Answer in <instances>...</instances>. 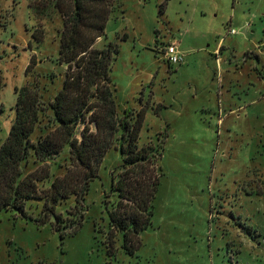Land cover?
Returning a JSON list of instances; mask_svg holds the SVG:
<instances>
[{
  "label": "rangeland",
  "instance_id": "rangeland-1",
  "mask_svg": "<svg viewBox=\"0 0 264 264\" xmlns=\"http://www.w3.org/2000/svg\"><path fill=\"white\" fill-rule=\"evenodd\" d=\"M114 1L96 46L119 49L116 103L121 115L145 110L140 145L164 143L153 225L133 254L121 236L109 252L112 175L123 159L112 148L85 197L79 232L62 239L52 223L3 212L0 264H264V0ZM60 27L57 18L36 27L28 0H0V147L16 118L17 89L40 81L47 101L61 88ZM172 43L181 65L163 58ZM67 149L56 163L66 162ZM75 205L71 197L57 212L67 216ZM42 208L29 201L26 210L37 218Z\"/></svg>",
  "mask_w": 264,
  "mask_h": 264
},
{
  "label": "trees",
  "instance_id": "trees-1",
  "mask_svg": "<svg viewBox=\"0 0 264 264\" xmlns=\"http://www.w3.org/2000/svg\"><path fill=\"white\" fill-rule=\"evenodd\" d=\"M28 2L36 27L42 26V31L46 23L55 18L60 21L57 62L67 70L61 88L47 101L40 81L16 90V118L0 147V215L14 212L36 219L39 226L52 223L62 239L77 234L83 226L90 185L99 177L106 154L116 148L123 159L112 175L115 201L109 212L108 248L114 252L121 236L122 248L133 254L140 236L153 225L155 201L164 177L159 164L164 143L140 145L144 109L137 116L129 108L122 115L118 111L111 71L119 49L112 43L96 46L106 38L115 1ZM42 31H35L38 42L45 37ZM32 66L33 62L26 72ZM1 90L0 81V94ZM36 131L41 134L34 139ZM66 148V162L56 163ZM59 170L64 173L59 175ZM71 197H75L76 205L68 215L58 213V205ZM29 201L43 202L37 218L28 215Z\"/></svg>",
  "mask_w": 264,
  "mask_h": 264
},
{
  "label": "built area",
  "instance_id": "built-area-1",
  "mask_svg": "<svg viewBox=\"0 0 264 264\" xmlns=\"http://www.w3.org/2000/svg\"><path fill=\"white\" fill-rule=\"evenodd\" d=\"M237 32L231 30L230 34L235 35ZM163 58L168 63L169 66H178L184 62V56L178 48V44L172 43L167 46L163 52Z\"/></svg>",
  "mask_w": 264,
  "mask_h": 264
},
{
  "label": "crops",
  "instance_id": "crops-1",
  "mask_svg": "<svg viewBox=\"0 0 264 264\" xmlns=\"http://www.w3.org/2000/svg\"><path fill=\"white\" fill-rule=\"evenodd\" d=\"M220 46V45H219ZM220 50V47H218L217 49H216V51H215V53H217L218 54V51Z\"/></svg>",
  "mask_w": 264,
  "mask_h": 264
}]
</instances>
